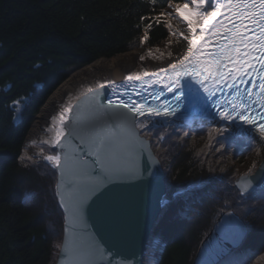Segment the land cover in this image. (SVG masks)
I'll return each mask as SVG.
<instances>
[{"label": "trees", "instance_id": "1", "mask_svg": "<svg viewBox=\"0 0 264 264\" xmlns=\"http://www.w3.org/2000/svg\"><path fill=\"white\" fill-rule=\"evenodd\" d=\"M170 1L187 0H0V264H56L63 242L56 169L20 159L36 115L74 71L165 41L168 22L155 18ZM210 127L205 134L191 127V144L168 152L170 167L163 162L167 193L144 264H193L219 215L230 209L248 233L219 264H264V184L243 196L236 186L258 145ZM168 130L166 137L180 133ZM160 134L158 149L167 142Z\"/></svg>", "mask_w": 264, "mask_h": 264}, {"label": "snow or ice", "instance_id": "2", "mask_svg": "<svg viewBox=\"0 0 264 264\" xmlns=\"http://www.w3.org/2000/svg\"><path fill=\"white\" fill-rule=\"evenodd\" d=\"M151 2L155 4L156 0ZM168 7L172 10L167 12L161 10L155 20L159 23L161 17L168 18L167 27L170 35L177 38V43L181 44L184 52L177 50L175 62L170 61L167 67H160L157 72L144 71L142 74L129 75L127 80L140 81L149 86L163 85L173 95L174 103L167 99L162 103H155L164 95V92L160 91L153 95L152 104L147 100L144 102L133 100L130 96L127 100L117 96L116 99H109L105 105L95 99L99 92L90 88L88 91L92 93L93 122L104 128L111 125L118 128L120 121H124L129 133L137 135L136 129L148 128L149 124L155 126L154 118L159 117L167 121V118L176 116L184 100H189L191 105L199 95V90L193 88L192 82L195 81L206 94L198 100V107L206 114V118L215 121L216 116H219L221 121L226 122L225 127L216 129L217 133L228 132L231 127L239 128L241 125L230 122L241 121L258 132V138H247L249 147H252L254 139L257 145L264 147V111H258L254 107L258 105L260 109H264V0H188L183 4L169 3ZM172 19L183 23L185 28L181 30L174 26L170 22ZM181 37L182 41L179 39ZM144 39H147V35ZM171 42L170 40L169 43ZM167 55L172 57L173 53L168 52ZM140 59L143 60L144 57L141 56ZM238 80L240 84L251 81V88L258 91L246 89L241 93L237 85ZM99 87L104 88L105 85L100 84ZM224 88L235 90L230 100L217 96V92L222 93ZM13 103L18 105L20 101L15 100ZM72 112L71 107H65L59 117L52 118L54 121L56 119L60 121L59 125H53L48 129L54 133L47 142L54 154L42 157L60 172V185L64 184L66 166L62 155L67 143L66 129L68 138L77 135V128L74 126L76 118L72 116ZM107 140L108 137H101L95 145L90 146V151L96 154V162L100 164L102 170V174L97 177L92 176L88 168L89 162L82 156L74 154V158L84 166L81 178L91 182V186L84 185L89 195L95 194L102 184L108 182L110 173L120 170L118 164H105L101 159L102 154L110 150ZM220 147H224L222 142ZM20 159L33 161V156L28 155L25 150V155ZM255 167L256 163L253 162L249 173ZM261 169L264 170V162H261ZM248 184L251 186V181H248ZM66 188L68 192L74 189L81 191V185L76 183L67 185ZM240 191L243 196L248 188H242ZM58 195L59 203L66 204L63 195L60 193ZM84 205L85 199H79L74 203L71 209L74 216L83 215ZM64 211L70 210L65 207ZM80 240L81 248L75 253L76 259L72 264H98L97 257H103L105 250L94 241H85L83 236ZM63 251L67 252L68 249L64 248Z\"/></svg>", "mask_w": 264, "mask_h": 264}, {"label": "water", "instance_id": "3", "mask_svg": "<svg viewBox=\"0 0 264 264\" xmlns=\"http://www.w3.org/2000/svg\"><path fill=\"white\" fill-rule=\"evenodd\" d=\"M100 84L105 87L100 88ZM114 84L101 82L91 85L67 106L73 109L77 135L68 138L66 129L67 143L62 154L66 165L63 185H60L61 174L56 170L57 199L65 215L64 237L56 264H72L76 259L75 253L81 248V236L105 250L103 257H97L98 264H144L147 244L163 209L167 193L166 173L151 139L142 133V129L135 130L137 135L130 134L124 121H120L118 128L114 125L104 128L93 122L92 93L88 90L98 91L99 96L95 99L106 105L113 98ZM168 121L190 125L197 121L215 122L205 115H176L167 118ZM101 137H108L110 148L102 154V161L105 164L116 163L120 170L110 173L108 182L102 184L95 194L89 195L84 185L91 186V182L81 178L84 166L74 158V154L89 162L88 168L93 177L101 175L97 156L90 151V146ZM261 162L255 173L241 174L237 179L239 190L248 188L244 195L264 183ZM248 181H251V186ZM73 183L81 185V191L74 189L68 192L66 186ZM58 193L63 195L66 204L59 203ZM79 199H85L84 212L76 217L71 209ZM65 207L70 211L65 212ZM247 233V224L234 209L223 212L201 243L193 264H217L241 245ZM64 248L68 251L64 252Z\"/></svg>", "mask_w": 264, "mask_h": 264}, {"label": "bare ground", "instance_id": "4", "mask_svg": "<svg viewBox=\"0 0 264 264\" xmlns=\"http://www.w3.org/2000/svg\"><path fill=\"white\" fill-rule=\"evenodd\" d=\"M180 4V3H172ZM169 7L167 11H171ZM174 26L183 30L185 25L183 23H178L177 20L172 19L170 21ZM182 41V37L179 38ZM172 41L169 43V41ZM186 43V42H184ZM146 47V46H145ZM162 47L165 48L166 52H172V57H144L143 60L140 59L144 55L145 49L140 48L135 49L111 58H100L93 63L87 65L84 68L74 71L69 78L64 81L50 96L47 104L42 108L40 113L37 115L31 131L26 138L25 147L29 146L32 149V154L35 158L39 160H44L42 157L47 155V153L40 147L41 142H48L53 137L54 133L49 132L48 129L53 125H59V119L55 121L53 117H59L61 110L67 107L73 99L80 95L84 89L91 85H95L101 82L106 83H116L121 80L127 79L129 75L142 74L144 71L153 72L158 71L160 67H167L168 63L175 62L176 52L179 50L181 53L184 49L181 47L180 43H177V38L170 37L167 41H164ZM143 119V118H140ZM159 117L154 118V123H167L166 121L158 120ZM223 124L226 122L221 121ZM234 124H239L241 127L237 128L246 132L253 133L258 138V132L250 125H244L243 122H230ZM153 124H149L148 127ZM146 129V128H145ZM143 130V129H142ZM35 141L33 144L32 142ZM260 162L264 159V147H260ZM46 161V160H44ZM250 161L248 164H250ZM247 164V165H248Z\"/></svg>", "mask_w": 264, "mask_h": 264}, {"label": "rangeland", "instance_id": "5", "mask_svg": "<svg viewBox=\"0 0 264 264\" xmlns=\"http://www.w3.org/2000/svg\"><path fill=\"white\" fill-rule=\"evenodd\" d=\"M172 3V2H171ZM190 7H193L192 5H190ZM167 8H168V5L166 6V8L164 9L165 12H167ZM167 19V22L169 23V20L167 17H165ZM200 31V29L198 28L197 29V32ZM171 37L170 33H169V37L167 39H169ZM167 39L165 41H167ZM162 44L161 43L159 46L153 48V47H150V46H145V44H143V47L144 48H147L145 49V53L143 55V57H147V56H151V57H161V58H165L167 57V52L165 50V48L162 47ZM142 48V47H140ZM140 48H137L140 50ZM135 50V49H134ZM129 51H132V50H129ZM128 51V52H129ZM117 56V55H116ZM67 80V79H66ZM65 80V81H66ZM49 100V99H48ZM47 104V103H45ZM45 106V105H44ZM43 106V107H44ZM42 107V108H43ZM42 108L40 109V111L42 110ZM65 108V107H64ZM40 113V112H39ZM38 113V114H39ZM37 114V115H38ZM36 115V117H37ZM35 117V119H36ZM34 123V122H33ZM162 124V123H161ZM160 123H156L155 126H151V127H148L147 129H143L142 130V133L144 135H146L149 139L152 140V143L154 144L153 148L157 154V156L160 158L162 164L163 162H165L166 164H168L169 166V159H167V156H168V152H170L171 150V153H173L179 146H183V145H186L187 143L188 144H191V141L194 139L193 136H191V128L188 127V126H184L182 125L181 123H177V122H174V123H168L170 128L168 129H171L173 131H176V132H180V133H174L173 137H176V138H173V137H166L167 133L166 131L168 132H171L169 131L167 128V126L165 124H162L163 126H159L161 125ZM57 125V124H56ZM219 125H222V126H226V124H223L222 122H220ZM211 125H206V126H203L201 125L200 127H198V130L200 133L202 134H205L206 132H209L212 130V128L210 127ZM232 129H235L236 131H243V130H239L235 127H231ZM185 132H187V135H185ZM245 132V131H244ZM161 133V134H160ZM160 134V138H161V141L165 142V139H166V143H163V145L161 146L160 149H158L156 147V143H155V140H156V137L157 135ZM255 138H257V136L253 133H251ZM169 144H172L171 146ZM210 145V143H209ZM36 146H40L46 153L47 155H50V154H54L53 153V149L51 148L50 144L47 143V142H41L39 145H36ZM211 146V145H210ZM156 148L159 150L160 154L157 153L156 151ZM25 150H27V154L28 155H31L33 156L32 154V149L27 146L24 148V153L23 155H25ZM261 150H262V147H261ZM57 151V150H56ZM259 152V154H258ZM260 157H261V154H260V146L258 145L257 147H255L253 149V152L249 155V157L247 158L246 162H245V165L241 167L240 170V174H245V173H249V168L251 167L252 163L255 162L256 165H259L260 164ZM25 161L29 164H40L46 171H53V167L51 166V164L49 162H45L44 160H38L37 158H35L33 156V161H28L27 159H25ZM252 161V163L250 164L249 166V162ZM248 164V165H247ZM164 167V166H163ZM170 167V166H169ZM256 169V167L254 168ZM252 169V171L254 170ZM165 170V169H164ZM166 173V172H165ZM174 193H175V190H173ZM169 200H172L171 198H169ZM57 239L59 241H57L55 243V245H59V242H60V239H59V234L57 235ZM255 264V263H254Z\"/></svg>", "mask_w": 264, "mask_h": 264}, {"label": "flooded vegetation", "instance_id": "6", "mask_svg": "<svg viewBox=\"0 0 264 264\" xmlns=\"http://www.w3.org/2000/svg\"><path fill=\"white\" fill-rule=\"evenodd\" d=\"M190 189V192H191V188H189Z\"/></svg>", "mask_w": 264, "mask_h": 264}]
</instances>
